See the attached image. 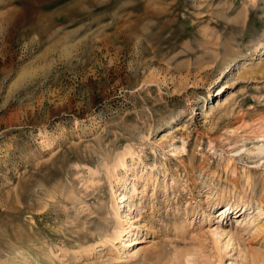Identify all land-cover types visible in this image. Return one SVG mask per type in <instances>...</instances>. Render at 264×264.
<instances>
[{
  "label": "rangeland",
  "instance_id": "obj_1",
  "mask_svg": "<svg viewBox=\"0 0 264 264\" xmlns=\"http://www.w3.org/2000/svg\"><path fill=\"white\" fill-rule=\"evenodd\" d=\"M262 145L264 0H0V264H264Z\"/></svg>",
  "mask_w": 264,
  "mask_h": 264
},
{
  "label": "bare ground",
  "instance_id": "obj_2",
  "mask_svg": "<svg viewBox=\"0 0 264 264\" xmlns=\"http://www.w3.org/2000/svg\"><path fill=\"white\" fill-rule=\"evenodd\" d=\"M243 65V67H244V65H245V63L244 64H242ZM247 67V64L245 65V68ZM168 137L167 136H165L163 139H167ZM257 152L259 153V154H262L263 152H264V146L262 145L261 147H258L257 148ZM136 177V175H134V178ZM137 179V178H136ZM125 182H126V180L124 179L123 180V183L125 184ZM132 190L133 191H135V188L134 187H132ZM111 195L112 196H114V192L113 191H111ZM126 199V194L125 193H122L121 194V201H123V200H125ZM241 205V204H240ZM223 206V205H222ZM245 206V204L244 205H242V207H244ZM236 207H239V205H237ZM242 207L239 209V211H241L242 210ZM217 208V207H216ZM113 209V211L114 212H116L117 211V209H118V206H117V204L112 208ZM232 209V206H230L229 204H227L226 203V205L225 206H223V207H220L219 209H218V212H219V214H218V216L217 217H224V215H226V214H228V212L230 211ZM232 211V210H231ZM231 213V212H230ZM237 213V212H236ZM245 214V212H243V214L242 215H244ZM262 214H263V212H262V210H260V209H258V211H257V213L254 215V216H252L251 218L252 219H250L251 220V223H250V225L251 226H254V228H255V232H260V231H262V225L261 226H258L257 224H255V218L254 217H256L257 219L258 218H260L261 216H262ZM208 216H210V214L208 215ZM240 217V216H239ZM238 217V218H239ZM246 217V216H245ZM247 217H249V215H247ZM212 218V217H211ZM209 219H210V217H209ZM125 224L124 225H122V226H120V228H119V230L116 232V234L109 240V241H107V244L109 245V251H112V248H115V244H120L121 245V248H124V249H126V248H129V247H132L133 245H135L136 244V242H137V233H138V226H134V218H127L125 221ZM136 224V223H135ZM218 227H215L214 228V234H217L218 233ZM218 235V234H217ZM220 235V234H219ZM106 243V242H105Z\"/></svg>",
  "mask_w": 264,
  "mask_h": 264
}]
</instances>
